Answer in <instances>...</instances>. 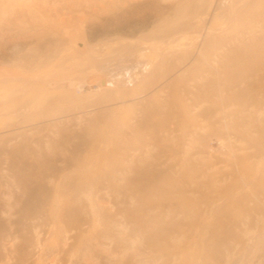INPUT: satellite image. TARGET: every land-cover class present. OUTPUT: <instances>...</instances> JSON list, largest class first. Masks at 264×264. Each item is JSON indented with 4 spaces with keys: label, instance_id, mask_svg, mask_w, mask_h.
I'll list each match as a JSON object with an SVG mask.
<instances>
[{
    "label": "rangeland",
    "instance_id": "374dc122",
    "mask_svg": "<svg viewBox=\"0 0 264 264\" xmlns=\"http://www.w3.org/2000/svg\"><path fill=\"white\" fill-rule=\"evenodd\" d=\"M258 42L264 0H0V264H264Z\"/></svg>",
    "mask_w": 264,
    "mask_h": 264
},
{
    "label": "bare ground",
    "instance_id": "6f19581e",
    "mask_svg": "<svg viewBox=\"0 0 264 264\" xmlns=\"http://www.w3.org/2000/svg\"><path fill=\"white\" fill-rule=\"evenodd\" d=\"M237 8H239V6H237ZM233 10V9H232ZM70 24V23H69ZM66 25H68V23H66ZM76 25V24H75ZM73 27V26H72ZM210 29V28H209ZM209 29H207V30H209ZM211 30V29H210ZM210 30L208 31V32H206L205 34L203 33V35H201L202 36V39L204 38V37H206L207 36V38H208V36H210L211 35V33L213 32L212 30H211V32H210ZM76 31V30H75ZM202 31H204V30H202ZM77 34V33H76ZM210 34V35H209ZM76 38V37H75ZM212 44H209V46H211ZM83 46V45H82ZM249 47L251 48V49H253V51H248V49L247 50H244V51H237L236 53H233V52H235V50L234 51H231V53H233L234 54V56H237V59H238V61L237 62H230V64L228 65V63L227 64H225V65H227V69L230 71V69L232 70V68H233V70L235 69V71L237 70L238 71V73L240 74L238 77H237V80L236 81H238V79L240 78V77H242L243 75H242V73H244V72H246V71H248V72H250V71H255L256 69H258V66H259V61H261L262 60V62H263V60H264V44L263 43H253V44H251V45H249ZM83 48H84V46H83ZM244 49H246V47H244ZM210 54H211V50L209 49H207L206 50V52L204 53V57H209L210 56ZM245 57H249V66H248V69L247 68H245V66L243 65V63H241L242 61H240L241 59H244ZM131 63H133V62H131ZM118 64V63H117ZM116 64V65H117ZM120 64V63H119ZM130 64V63H129ZM233 66H232V65ZM260 64H261V62H260ZM118 66V65H117ZM125 66V65H124ZM126 66H128V65H126ZM229 66H232L231 68H229ZM133 67V66H132ZM226 67V66H225ZM135 68V67H134ZM93 69H95V68H93ZM93 69H91L92 71H94ZM132 69V68H131ZM226 69V70H227ZM115 70H117V68L115 69ZM125 70V69H124ZM227 70V71H228ZM90 71V70H89ZM89 71H86L84 74H82V77H81V80L82 81H86L87 83H89V84H91L93 87H100V86H107L105 83H100V78H99V76H96V75H91V74H88L89 73ZM94 73H96V70H95V72ZM100 73V72H99ZM128 73V72H127ZM130 75H128L129 77H128V79H134L135 80V78H139V77H141L143 74H145V72H143L142 74H140V71H135V70H132V71H130ZM116 74V73H115ZM245 74V73H244ZM13 81V80H12ZM235 81V82H236ZM14 93V92H13ZM207 96L205 97L207 100H210L212 97H211V95L210 94H206ZM9 111V110H8ZM92 125V124H91ZM90 125V126H91ZM85 139V138H84ZM80 142V141H79ZM64 144H65V142H64ZM75 144V143H74ZM76 144H78V145H76ZM75 145V147H76V149L77 150H79V149H81L80 147H82L83 145H86V144H84L83 143V145H81L82 143H76ZM63 145V144H62ZM88 145V144H87ZM89 146V145H88ZM64 147V146H63ZM74 147V146H73ZM73 147H72V149H73ZM74 147V148H75ZM72 149H71V151H72ZM76 150V151H77ZM70 159H72V157L71 158H69V160ZM67 160V159H66ZM68 160V161H69ZM74 160V159H73ZM67 161V162H68ZM71 161V160H70ZM70 161H69V163H70ZM72 163V162H71ZM25 183V182H24Z\"/></svg>",
    "mask_w": 264,
    "mask_h": 264
}]
</instances>
